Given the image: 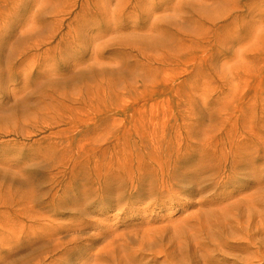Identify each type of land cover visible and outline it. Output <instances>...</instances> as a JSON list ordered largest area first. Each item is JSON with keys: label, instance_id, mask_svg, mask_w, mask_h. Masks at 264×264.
I'll return each instance as SVG.
<instances>
[{"label": "rangeland", "instance_id": "obj_1", "mask_svg": "<svg viewBox=\"0 0 264 264\" xmlns=\"http://www.w3.org/2000/svg\"><path fill=\"white\" fill-rule=\"evenodd\" d=\"M229 133L243 148L257 134L264 141V0H0V264L20 261L52 225L76 224L61 234L81 230L77 243L98 247L101 230L145 221L124 196L118 206L90 196L84 213L73 196L98 194L99 183L111 191L131 163L149 170L167 152L188 150L191 166ZM255 152L264 193V146ZM246 171L229 185L220 176L210 192L179 189L154 218L182 225L190 241L200 225L216 236L212 223L229 227L221 208L254 190ZM233 184L242 188L231 195ZM207 250L198 248L199 264H252L235 247ZM94 251L71 264H93Z\"/></svg>", "mask_w": 264, "mask_h": 264}, {"label": "bare ground", "instance_id": "obj_2", "mask_svg": "<svg viewBox=\"0 0 264 264\" xmlns=\"http://www.w3.org/2000/svg\"><path fill=\"white\" fill-rule=\"evenodd\" d=\"M227 135L230 138L227 143L222 141L221 144H204L201 148L202 153L199 152V161L191 166L183 165L184 158L190 155L186 154L188 150H181L176 155L167 152L165 155L168 158L157 161V165L149 170L141 164L135 167L131 163L127 175L128 182L124 177L120 182L113 185L111 191L103 188L106 183H99L98 194H96L95 189H92V193L87 189V195L73 196L74 211L81 213H84L83 204L90 196L95 198L93 202L103 205L107 204L109 199H114L117 206L120 201L122 202L124 196L123 206L128 207L130 211L137 210L136 214L140 212L147 214L149 218L145 221L127 226L128 229L125 230L115 228L109 231L110 237H106V230H101L99 234H94L98 240V245L100 244L97 245L98 247H96V243L91 242L77 243L83 234L81 230L69 235L61 234L66 229L65 226L71 227L76 224L52 225L51 233L45 236L42 242L35 246L28 255L23 256L20 261H6L5 264H71L74 254L80 259V255L91 254V250H95L92 254L93 264H199L203 255L197 254L198 248L208 249L207 251L211 253L210 258H213L212 253L234 247L248 253V262L264 264V214L257 216L259 212H255L258 211L257 203L261 194H263L264 199V193L259 187L257 176L259 169L256 163L259 154L255 151L258 146L263 149L264 141L262 136L257 134L258 143L249 140L243 148L237 144L235 146L232 141L234 136L231 133ZM208 148H211L210 151H205ZM146 167L149 168V165ZM249 168L252 170L254 181L253 192L244 200H234L221 208V213L225 218L227 217L229 227L219 228L216 221L212 223V228L208 227L210 232L217 233L214 236L216 239L221 240L223 238L219 245L210 242L214 237L207 235V229L204 225H200L197 229L198 235L196 236L201 239V242L198 237L191 239L193 241L191 242L189 237H180L179 230L183 231L182 225L174 226V223L159 225L158 222L162 219L154 218L153 208L156 205L164 206L166 201L163 198L171 196L179 189L183 191L196 187L199 190L208 189L210 192L212 185L220 176H223L222 179L225 178L224 184L239 183L236 176L247 173L246 170ZM241 186H234L233 184L230 194L233 195L240 191ZM99 194L101 197L97 196ZM134 194L136 196H133ZM61 199L70 198L64 196ZM134 201L147 203L145 207L130 206V204H136ZM54 202L55 199L49 201L48 204ZM242 204L250 206L248 211L242 209ZM207 213L208 217L211 216L212 218L217 214L213 210L207 211ZM229 215H236L238 218L232 220ZM188 219L189 216L185 221ZM92 223L95 221L85 218H81L79 222L82 227L90 226ZM227 235H230L232 242L226 239L228 238ZM146 254L151 257L142 262L141 260L145 258ZM207 259L209 260L205 256L204 264L213 263V261L210 262L212 259L209 261ZM218 262H225V259H219Z\"/></svg>", "mask_w": 264, "mask_h": 264}]
</instances>
